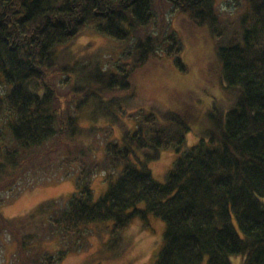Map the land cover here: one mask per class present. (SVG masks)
Wrapping results in <instances>:
<instances>
[{"label":"trees","instance_id":"obj_1","mask_svg":"<svg viewBox=\"0 0 264 264\" xmlns=\"http://www.w3.org/2000/svg\"><path fill=\"white\" fill-rule=\"evenodd\" d=\"M232 3L235 20L217 0H0V255L11 246V264H61L89 249L88 225L112 223L119 241L136 219L146 228L155 216L166 232L153 264H264V0ZM175 11L210 26L223 78L239 90L219 132L187 151L181 115L161 124L139 111L132 131L118 115L117 92L130 91L133 73L159 52L186 70L182 42L159 25ZM88 31L121 44L112 65L115 49L80 52ZM87 109L102 127L81 125ZM115 122L122 138L107 141L99 160L90 136L112 137ZM168 149L179 157L161 183L147 163ZM100 172L114 180L95 201ZM69 178L77 184L70 197L4 216L25 191Z\"/></svg>","mask_w":264,"mask_h":264},{"label":"rangeland","instance_id":"obj_2","mask_svg":"<svg viewBox=\"0 0 264 264\" xmlns=\"http://www.w3.org/2000/svg\"><path fill=\"white\" fill-rule=\"evenodd\" d=\"M232 1L217 0V6L226 15L236 11L233 17L235 20L237 10ZM159 25H168L172 33L179 37L183 45L180 58L186 70L176 65L174 56L159 52L133 73L130 91L117 92V96L124 99L118 115L131 131L136 129L132 116L139 111L153 113L161 124L167 123L165 115L168 113L181 115L191 129L186 134L187 140L183 148V151H187L201 139L208 140L211 135L219 132L221 121H225L227 113L237 107L239 90L223 78L217 50L218 37L209 25L197 26L177 11L165 17V24L160 18ZM77 44L82 47V54L103 49L112 53L115 49L116 55L111 58L110 65L118 59L116 56L121 53L122 47L117 41L91 31L86 32ZM90 113L91 109H87V113H81V125L86 129L102 127L101 123H94ZM115 130V134L109 138L101 132L90 136L89 151L99 160L106 153L107 141L120 142L123 128L115 122ZM178 157L179 154L174 149L163 150L158 160L147 163L153 177L158 182L165 183L167 174ZM48 180L52 181L51 178ZM110 180L114 178L108 179L106 173L95 174L91 183L95 201L107 192ZM76 190L75 178L38 185L25 191L15 202L3 207L2 211L7 218L19 217L47 200L68 198ZM111 225L110 222L88 225V233L85 231L84 235H90L89 249L68 255L61 264H153L156 261L165 242L166 223L162 219L150 216L149 226L146 228L141 220L136 219L119 241L111 233ZM111 246L115 247L111 249ZM124 248L122 256L113 257ZM13 250L9 246L1 252L0 264H11ZM237 259L234 258L235 264H239Z\"/></svg>","mask_w":264,"mask_h":264}]
</instances>
